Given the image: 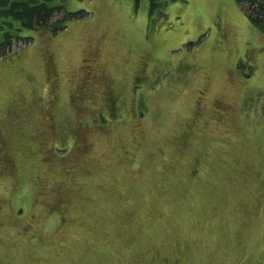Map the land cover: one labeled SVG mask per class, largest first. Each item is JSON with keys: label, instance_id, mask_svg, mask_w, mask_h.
Listing matches in <instances>:
<instances>
[{"label": "rangeland", "instance_id": "obj_1", "mask_svg": "<svg viewBox=\"0 0 264 264\" xmlns=\"http://www.w3.org/2000/svg\"><path fill=\"white\" fill-rule=\"evenodd\" d=\"M54 3L83 15L0 58V264H264V32L237 0Z\"/></svg>", "mask_w": 264, "mask_h": 264}, {"label": "trees", "instance_id": "obj_2", "mask_svg": "<svg viewBox=\"0 0 264 264\" xmlns=\"http://www.w3.org/2000/svg\"><path fill=\"white\" fill-rule=\"evenodd\" d=\"M55 0H0V58L6 57L21 46L31 42L32 37L23 36L24 30L51 27L54 32L67 28L69 18L82 12L62 14L64 7ZM252 23L264 32V0H237ZM158 0H151L152 8ZM57 16L59 19L53 21Z\"/></svg>", "mask_w": 264, "mask_h": 264}, {"label": "flooded vegetation", "instance_id": "obj_3", "mask_svg": "<svg viewBox=\"0 0 264 264\" xmlns=\"http://www.w3.org/2000/svg\"><path fill=\"white\" fill-rule=\"evenodd\" d=\"M138 84L140 85V81L138 82ZM134 88H141V85L140 86L135 85Z\"/></svg>", "mask_w": 264, "mask_h": 264}]
</instances>
